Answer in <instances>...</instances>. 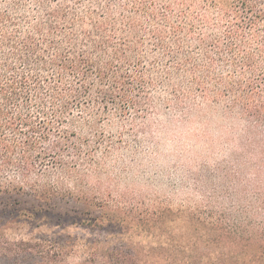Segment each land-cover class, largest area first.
I'll use <instances>...</instances> for the list:
<instances>
[{
    "label": "trees",
    "instance_id": "trees-1",
    "mask_svg": "<svg viewBox=\"0 0 264 264\" xmlns=\"http://www.w3.org/2000/svg\"><path fill=\"white\" fill-rule=\"evenodd\" d=\"M198 95L243 122L213 166L218 190H195L205 212H184L158 248L108 250L100 264H264V0H0V192L104 196L129 148L103 128L132 122L142 148L147 122L187 116Z\"/></svg>",
    "mask_w": 264,
    "mask_h": 264
},
{
    "label": "rangeland",
    "instance_id": "rangeland-1",
    "mask_svg": "<svg viewBox=\"0 0 264 264\" xmlns=\"http://www.w3.org/2000/svg\"><path fill=\"white\" fill-rule=\"evenodd\" d=\"M202 98H194L196 106L187 116L161 112L157 122H147V136H138L145 142L142 148L136 132L129 131L132 122H126L124 130L116 122L112 126L117 129L104 127L105 137L111 135L113 142L121 140L129 148L112 157V162L123 161L125 169L108 173L115 186L104 196L91 195L88 203L56 199L45 205L26 194L0 192V264H100L108 250L146 254L158 248V237L176 227L173 222L184 212L193 218L205 212L196 203V191L218 190L220 179L213 166L228 161L243 122L225 114L221 103L220 108ZM188 199L192 203L183 202ZM59 215L69 217L62 220ZM101 215L113 221L110 228L91 227ZM176 239L177 247L186 246L191 253V242L179 243V232ZM38 242L44 253L51 251L44 261L37 254Z\"/></svg>",
    "mask_w": 264,
    "mask_h": 264
}]
</instances>
